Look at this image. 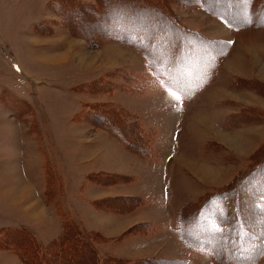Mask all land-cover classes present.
<instances>
[{
	"label": "rangeland",
	"instance_id": "1",
	"mask_svg": "<svg viewBox=\"0 0 264 264\" xmlns=\"http://www.w3.org/2000/svg\"><path fill=\"white\" fill-rule=\"evenodd\" d=\"M153 29L176 52L146 50ZM195 32L221 55L211 79L207 56L184 51ZM185 69L199 78L183 83ZM204 81L223 102L172 92ZM220 192L230 223L203 226L214 254L264 264V0H0V264H94L96 250L112 264H220L188 247L201 236L171 230L180 211L196 231ZM31 236L47 247L38 260Z\"/></svg>",
	"mask_w": 264,
	"mask_h": 264
},
{
	"label": "trees",
	"instance_id": "2",
	"mask_svg": "<svg viewBox=\"0 0 264 264\" xmlns=\"http://www.w3.org/2000/svg\"><path fill=\"white\" fill-rule=\"evenodd\" d=\"M222 16L223 15L219 16V18H222ZM225 20L230 25H233L226 18H225ZM166 25H168L167 22H166ZM138 27H142V26H138ZM153 34H154V29H153V32L151 34H149L150 35V37H149L150 39H147V40L149 42H151V40L154 39V41H153L154 44H151V45H149V44L147 45L146 43L145 44H146V50L153 51L154 52V55L156 56V59H157V56H158V54H157V48H159V47H162L164 49H165V47H167L166 48L167 50L172 49V51L176 52L175 51L176 48L175 47H172V45L170 44V41L164 40V38L159 37V35H156V34L153 35ZM194 35L196 36L194 38L195 40H193V42L191 41V44H188V47L185 48L184 51H185L186 55L194 54V55L200 56L201 54H205L207 56V60H209V62H210L209 63V66H211L212 64L214 65L211 69L208 70V72H209L210 75H208L207 78L208 79H211L216 74V72L217 73L219 72L218 63H219V57L221 58V55H219L217 53V49L218 48H216V49L213 48L212 50L210 49L209 52L207 50L205 51L206 43H209V42H207V39L201 37L199 35V33H196V32H195ZM148 41H146V42H148ZM165 41H167V43ZM228 46H229V43H227L226 46L224 45V48L225 49H224L223 52H221L222 54H225V52L227 51V49H229V48H227ZM174 48H175V50H173ZM146 50H145V52L148 53ZM185 53L183 52V55H185ZM203 61H204V59H203ZM172 63H173V61H171L170 63L168 62L167 63V66H166L167 69L169 68L168 70H170V71H171V68L173 67ZM209 66H207V64L205 66V63H204V66L203 67L208 68ZM164 70H165V68H164ZM182 72L184 73L183 74L184 75L183 83L189 82V81L186 82V80H188L186 76L189 75V74H193L194 76H196L197 78H199V71H197L195 69H192V70L185 69ZM204 78H206V77H204ZM207 78H206V80H207ZM192 80L196 83V85H198L197 84V81L195 79L192 78ZM175 81H177V83L179 82L176 79H175ZM205 81H204L203 84H206ZM250 85H253V84H250ZM191 87L192 86H190L189 88H191ZM179 88L181 90L180 92L177 91L176 89H175V91H177L179 94L180 93H184L182 91V88H184L183 85H180ZM192 93H193V91H191L190 93H189V91H187L185 97H190L192 95ZM228 117H229V115H228ZM228 117L225 118V120H224V123L227 126L229 124H231V122L229 121ZM231 117H233V116H231ZM142 134H144V132ZM143 137H145V135ZM224 190H226V189L225 188L222 189L221 192H224ZM221 192H220V194L217 193L214 197H213V194H210L212 196L208 199L209 200L208 205L206 204L205 206H200V208L196 211V214L192 217V220H194V224L196 225V226H193L192 229L197 228L196 231H191L190 230V227L187 226V220H186V222H185V220H182L181 221V213H180V211L177 214V222H176V225L174 227V231L180 236V238L184 239V241L186 243H188V244L192 243L190 240H197L198 237L201 236V239H203V244H202V242L199 241L198 243L195 242V243L190 244V245L191 246H195V247H199V248H201V245L202 246H205L206 249L209 252L212 253V255L214 256V258L220 264H238L239 262L235 261L233 257L215 255L214 254L215 251H222V250L216 246L218 243H215L214 242L213 237H211L210 235H208L209 233L204 230L205 224L207 222L210 224L209 227H210V229H211L212 232L213 231H220L222 229L223 224H229L230 223L229 221L224 220V217L227 216V213L226 212H221L215 206V204L213 203L215 201V200L213 201V199L220 198L222 196V193ZM221 203L223 205V210H224L225 209L226 202L223 201ZM221 214H223V215L221 216ZM211 217H214V218L211 219ZM232 217H235V216H232ZM211 220H213L212 222H215V224H217V226H215L211 222ZM199 227H200V229H199ZM66 228L67 227L65 226L64 222H62V233L59 235V238L60 239L63 237L66 240V236H67V229ZM218 228H221V229H218ZM23 231H25V229ZM187 231H188V233H187ZM201 233H204V234L206 233V235L203 236ZM76 235H77V237H76ZM76 235H75V238H74V239H76L75 242L71 240L72 242H70V244H78V247H79V245H81V248H83L84 245H85V243L89 242V240L86 238V235H84V237H83V233H80L79 234V232H78V233H76ZM79 236L81 237V239L78 240V237ZM101 237L103 238L104 236L100 232L94 231L93 238H96L97 239V238H101ZM31 241H32L31 242V247L29 248V253H28L29 254V258L30 259L34 258V259L38 260L39 255L41 253V250H43V249L46 250L47 247L46 246L43 247V244L40 241H37V239H35L32 236H31ZM219 246H221V244H219ZM260 252H263V253L261 255H259V257L256 259L257 262H258L259 258L264 254V245H263V248L260 250ZM93 255H94V264H107V262H110V264H112V261L116 262V261H119L120 260V259H117L116 257H114L112 255H107V254H104V253L101 254V253H99L98 250H96V252H93Z\"/></svg>",
	"mask_w": 264,
	"mask_h": 264
},
{
	"label": "crops",
	"instance_id": "3",
	"mask_svg": "<svg viewBox=\"0 0 264 264\" xmlns=\"http://www.w3.org/2000/svg\"><path fill=\"white\" fill-rule=\"evenodd\" d=\"M233 44V43H232ZM219 70H220V64H219ZM208 86V85H207ZM207 86H205L204 87V89L202 90V92H200V93H205L204 95L207 97L208 95V93H211V92H214L215 93V101H216V103H219L220 104V102H223V99H221V98H219V96H218V91L217 90H209L210 88L209 87H207ZM206 90V92H204ZM174 93V92H173ZM175 94V93H174ZM210 97V96H209ZM208 112L211 114V115H213L214 113H211V111H210V109H208ZM206 115H207V113H206ZM208 116V115H207ZM222 116V115H221ZM194 119V118H193ZM110 140V139H109ZM94 147V146H93ZM82 156V155H81ZM85 157V156H84ZM78 158H80V156L78 155ZM111 159V158H110ZM88 159L87 158H84L83 160H81L80 161V159L78 160V162L80 163L81 162V165H83V166H86V165H88V161H87ZM142 160V159H141ZM95 162L97 163V164H99V166H101V168L103 169V170H105V171H114V172H119V173H126V171L128 170L126 167H122V166H109V165H111V164H106L104 161H102V160H95ZM85 170H87V168H85ZM90 170H94V169H90ZM124 185H126V184H124ZM124 185L122 186V187H124ZM185 184H183V185H181V188L184 186ZM120 186V187H121ZM181 191H182V193L181 194H185V191L183 190V189H181ZM180 193V192H179ZM123 194H127V193H124V192H121V190H119V192H116V194H114L113 193V195H123ZM105 195V197H107V195H109V193L107 192V193H104L102 196H104ZM112 195V196H113ZM111 196V195H110ZM137 212V211H136ZM106 213H108V214H111L110 212H106ZM116 213H119V212H117L116 211ZM139 215V214H138ZM112 217H113V214L111 215ZM130 216H132L131 214H129L128 215V217L124 214L123 216H117V219H119V220H121V218L123 219V220H127V219H129V217ZM114 218H115V216H114ZM130 218H132V217H130ZM145 219V218H144ZM147 220H150V221H154V222H156L155 221V218H149V217H147ZM157 220V219H156ZM136 221L137 220H135L134 222H132V223H136ZM157 221H159V220H157ZM157 223V222H156ZM131 225H134V224H131ZM119 226V225H118ZM127 227H125V229H126ZM124 228L121 230L122 231V233L124 232V231H126V230H124ZM172 230V229H171ZM172 233H174L173 232V230H172ZM104 234L105 235H108L107 233H105L104 232ZM175 234V233H174ZM176 235V234H175ZM104 236V235H103ZM109 236V235H108ZM177 236V235H176ZM178 237V236H177ZM137 244V243H136ZM135 244V245H136ZM139 244V243H138ZM136 247V246H135ZM134 247V248H135ZM197 255H199V256H201V257H199V258H201V259H204L205 258V256L203 255V254H201V253H197ZM202 256H204L203 258H202ZM205 260V259H204ZM192 264H195V262H193Z\"/></svg>",
	"mask_w": 264,
	"mask_h": 264
},
{
	"label": "bare ground",
	"instance_id": "4",
	"mask_svg": "<svg viewBox=\"0 0 264 264\" xmlns=\"http://www.w3.org/2000/svg\"><path fill=\"white\" fill-rule=\"evenodd\" d=\"M196 166L198 167V169H197V170H200V171H201V170H203V165H199V166H198V165H196ZM194 170H195V168H194ZM198 172H199V171H197V173H198ZM201 173L203 174V171H202V172H200V174H201ZM202 174H201V175H202Z\"/></svg>",
	"mask_w": 264,
	"mask_h": 264
}]
</instances>
